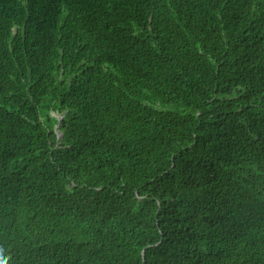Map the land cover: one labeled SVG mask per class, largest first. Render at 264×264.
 Listing matches in <instances>:
<instances>
[{
    "label": "trees",
    "instance_id": "trees-1",
    "mask_svg": "<svg viewBox=\"0 0 264 264\" xmlns=\"http://www.w3.org/2000/svg\"><path fill=\"white\" fill-rule=\"evenodd\" d=\"M0 264H264V0H0Z\"/></svg>",
    "mask_w": 264,
    "mask_h": 264
}]
</instances>
